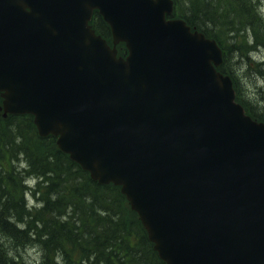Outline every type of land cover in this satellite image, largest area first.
I'll return each mask as SVG.
<instances>
[{"label":"water","instance_id":"obj_1","mask_svg":"<svg viewBox=\"0 0 264 264\" xmlns=\"http://www.w3.org/2000/svg\"><path fill=\"white\" fill-rule=\"evenodd\" d=\"M172 9L0 0L1 115L33 114L92 179L119 185L166 264H264V122L216 70V41Z\"/></svg>","mask_w":264,"mask_h":264},{"label":"trees","instance_id":"obj_2","mask_svg":"<svg viewBox=\"0 0 264 264\" xmlns=\"http://www.w3.org/2000/svg\"><path fill=\"white\" fill-rule=\"evenodd\" d=\"M173 1V16L217 40L223 50L218 68L230 74L245 109L264 121V88L257 89L255 108L241 96L243 87L234 71L240 57L245 68L253 65L264 78V61L256 59L255 50L254 64L250 52L243 53L249 40L264 47V0ZM91 24L109 39V27L97 11ZM217 30L227 32L226 43ZM29 246L38 256L26 263L18 250ZM0 264L166 263L119 186L91 179L56 147L54 136L38 135L30 114H9L0 115Z\"/></svg>","mask_w":264,"mask_h":264},{"label":"rangeland","instance_id":"obj_3","mask_svg":"<svg viewBox=\"0 0 264 264\" xmlns=\"http://www.w3.org/2000/svg\"><path fill=\"white\" fill-rule=\"evenodd\" d=\"M263 9V14H264V5L262 7ZM264 16V15H263ZM217 35H220L221 36V40H223V42H227V32H223V31H219L217 30L216 31ZM254 39L247 41L245 42V46L243 47V53L245 52H250V60H252L251 62L253 63V60H255V57L256 58H264V47L263 46H260L258 47L259 43L258 41H256V44L254 43ZM252 50H255V53H254V56L253 57L254 59H252V53L251 51ZM233 53H235L233 51ZM237 60V63L238 65H234V68H235V72L237 73V75L239 74V80H240V83L242 84V90H243V94L241 95L242 97H246V99L250 100V102L253 104V106L255 108L258 107V95L256 94L257 92V89L260 90L262 88H264V78L261 77V74L259 76L258 72H256L254 70V66L253 65H250L251 66V70H249L247 67L245 68L244 65H247V62L244 64V61L240 59V57H237L235 58ZM254 64V63H253ZM249 66V67H250ZM238 67V69H237ZM31 179H28V182H30ZM30 198V196H29ZM30 204H33L35 202V200H29ZM19 254L23 257L24 261L26 263H30L31 261L34 260V258L36 256H38V254L36 253L37 252V249L35 248H32L31 246L25 248V249H20L18 250Z\"/></svg>","mask_w":264,"mask_h":264}]
</instances>
